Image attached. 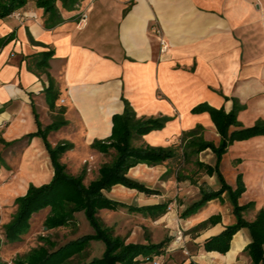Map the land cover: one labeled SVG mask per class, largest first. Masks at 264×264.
I'll use <instances>...</instances> for the list:
<instances>
[{
	"label": "crops",
	"instance_id": "1",
	"mask_svg": "<svg viewBox=\"0 0 264 264\" xmlns=\"http://www.w3.org/2000/svg\"><path fill=\"white\" fill-rule=\"evenodd\" d=\"M57 8L63 20L54 27L48 26L49 16L37 0H29L17 11L25 20L14 14L0 19V132L12 143L10 153L23 160L20 175H26L30 183L48 184L55 173L39 127L44 130L64 122L47 139L53 146H74L62 162L79 174L82 163L105 155L93 144L111 137L113 117L124 112L125 101L139 119L171 118L165 128L144 136L139 146L179 144L182 134L197 126L204 128L206 141L218 146L221 136L210 114L193 113L203 103L230 113L238 100L245 107L238 117L243 128L264 120V0H78L72 10L61 1ZM83 14L86 22L81 23ZM47 53L52 56L48 67L42 68L40 62ZM49 88L56 99H49ZM199 161L214 167L217 157L209 149L199 155ZM173 166L169 161L132 168L128 176L158 194L113 187L105 195L122 207L103 210L104 222L127 243L169 240L156 256L161 264H252L245 252L252 242L248 228L233 237L225 254L204 248L206 240L238 222L227 192L184 216L201 199L202 185L207 191L221 189L217 175L192 163L195 169L189 168L184 175L197 184L190 179L174 182L172 175L166 176ZM220 172L233 190L242 176L246 191L238 203L255 204L242 213L243 219L254 221L264 209V136L230 146ZM155 180L157 187L149 183ZM122 194L134 198H121ZM168 201V212L158 219L131 210ZM214 217L220 221L209 223ZM137 220L154 223L160 236L149 237L141 225L126 230L127 222ZM179 234L183 238L175 243ZM95 242L101 241L91 243V260L105 252ZM138 260L155 264V258Z\"/></svg>",
	"mask_w": 264,
	"mask_h": 264
},
{
	"label": "trees",
	"instance_id": "2",
	"mask_svg": "<svg viewBox=\"0 0 264 264\" xmlns=\"http://www.w3.org/2000/svg\"><path fill=\"white\" fill-rule=\"evenodd\" d=\"M29 0H0V19L7 18L20 9L24 8ZM61 1L65 9L75 8L78 0H37V6L44 9L49 16L48 26L54 27L63 19L57 8V2ZM52 54H43L40 66L48 67V60ZM49 99H56V93L49 88ZM245 109L238 100L233 101V109L227 113L224 108L215 109L206 103L200 104L193 109V113H209L221 136V142L216 146L213 142L206 141L203 137L204 128L197 126L190 132H184L180 143H174L168 147H153L142 144L144 136L153 131L165 128L171 118L162 117L157 119H139L129 102L125 101V109L122 114L113 117V130L111 137L104 141H97L93 149L110 155L113 160L105 163L99 169L98 177L86 184V168L80 175L68 173L67 165L62 158L74 146L69 143H60L53 146L47 139L50 131L57 130L64 122L54 124L42 130L40 135L45 143L54 168V176L50 183L41 186L30 184L26 195L15 199L17 210L12 220L4 226L7 243L20 242L23 236L28 234L32 225L31 219L35 214L43 210H49L45 219L44 227L48 233L60 232L62 229H72L78 226L77 214L83 212L89 225L94 230L92 235H84L68 242H62L57 235L39 237L38 245L27 254L17 259L15 264H139V257H144L145 262L152 261L161 255L169 240L160 244H134L127 243L126 238L116 234L103 220V210H117L122 204L112 201L105 195L113 187L122 185L130 189H136L147 195L158 194V190L148 188L128 176L132 168L140 164L155 167L166 162H173V169L166 174L172 175L178 172V181L193 180L192 176L184 175L183 166L194 163L201 171L209 175L216 174L222 187L219 191H207L201 186V199L189 207L184 216L192 215L203 208L209 201L220 198L227 192L232 199L234 211L238 217L235 225L228 226L222 233L205 241L204 248L207 252H219L225 254L231 248L233 237L242 229L248 228L252 242L245 252L250 256L252 264L264 263V209L260 210L256 219L248 222L242 217V213L254 208L255 204L240 206L238 203L241 195L246 191L242 176H239L238 187L233 190L229 187L220 172V164L223 155L235 142L246 141L264 136V120L258 121L253 127L243 128L238 120L239 113ZM232 127L237 129L231 130ZM212 150L217 157L214 167L199 161V155ZM180 162V164L178 163ZM183 165V166H182ZM192 183L197 184L196 181ZM170 201L159 205L131 209L142 213L152 219H158L168 212ZM219 217L209 220L211 224H217ZM203 224V225H207ZM65 241V239H63ZM93 241H101L105 245V252L100 259L90 258V248ZM1 246V242H0ZM0 264H4L0 262ZM189 264H198L190 262Z\"/></svg>",
	"mask_w": 264,
	"mask_h": 264
},
{
	"label": "rangeland",
	"instance_id": "3",
	"mask_svg": "<svg viewBox=\"0 0 264 264\" xmlns=\"http://www.w3.org/2000/svg\"><path fill=\"white\" fill-rule=\"evenodd\" d=\"M4 139V135L0 132V262L4 264H15L17 259L24 256L31 249L35 248L38 245L39 237L46 236L48 234L53 236L58 235L62 240L61 243H64L66 241L68 242L69 240L83 235H90L88 233L92 234L94 231L86 220L83 212L77 214V227L66 230L62 229L59 233L56 231L52 233L46 232L44 222L49 213V210L47 209L33 216V218L31 219L32 227L28 234L23 236L22 241L7 243L5 238L4 226L12 220V217L17 210V207L15 206V199L17 197L26 195L28 188L32 183H30L31 181L26 175H20L19 167L21 163H23V160L10 153L11 149H13V147H11L12 143H7L5 141L6 139ZM139 144L140 142L135 143L136 146H139ZM113 154L114 151H112L110 155H100V158L98 160L94 159L93 161V158H91L88 163H82V170L79 171V174H76V172L74 171L75 169L73 170L70 168L68 169V173L73 175H80L81 172L86 168L87 177L85 183L89 184L91 181L95 180L98 177V172L101 166L113 160ZM178 163L180 164V162ZM73 166L74 165L72 164L71 167ZM189 168L193 169L194 167L190 165L182 167V169L190 171ZM178 172L180 171H177L174 176L172 174L170 181L173 180L175 182L176 179L178 180ZM152 182L156 184V180L149 183ZM158 185H160L159 182L155 186L157 187ZM175 188H177V186ZM121 196V198H134V196L132 195L124 196L122 194ZM102 216L104 217V215ZM117 223L119 222L117 221ZM140 225L143 227V229L146 230V235H148L149 237L155 238L157 237V235H159L156 225L150 221L147 222V224L142 221L140 222L139 220L130 221L129 223L127 222L126 230L131 227ZM63 239H65V241ZM94 246L98 247L100 250L105 249V245L102 242H95Z\"/></svg>",
	"mask_w": 264,
	"mask_h": 264
},
{
	"label": "built area",
	"instance_id": "4",
	"mask_svg": "<svg viewBox=\"0 0 264 264\" xmlns=\"http://www.w3.org/2000/svg\"><path fill=\"white\" fill-rule=\"evenodd\" d=\"M14 16L17 19H20V20H25V18H26V16L21 14L20 12L14 13ZM84 22H86V14H83L82 19H81V23H84ZM155 33L160 34V30L156 29ZM161 45H162V49L165 50L166 45H165L164 41H161ZM65 102H66L65 100L62 101V103H65ZM182 238H183L182 234H179V236L175 240V243H177L178 241L182 240ZM155 264H161V261H160L159 257L158 258L155 257Z\"/></svg>",
	"mask_w": 264,
	"mask_h": 264
}]
</instances>
